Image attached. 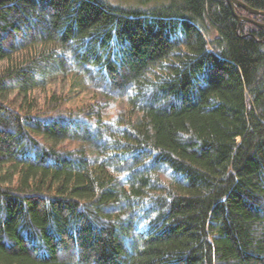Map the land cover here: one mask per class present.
<instances>
[{"label":"trees","instance_id":"1","mask_svg":"<svg viewBox=\"0 0 264 264\" xmlns=\"http://www.w3.org/2000/svg\"><path fill=\"white\" fill-rule=\"evenodd\" d=\"M61 75L91 100L35 96ZM0 264H264V28L227 0H0Z\"/></svg>","mask_w":264,"mask_h":264},{"label":"rangeland","instance_id":"2","mask_svg":"<svg viewBox=\"0 0 264 264\" xmlns=\"http://www.w3.org/2000/svg\"><path fill=\"white\" fill-rule=\"evenodd\" d=\"M71 81V76L61 75L53 81L51 86L36 91L35 96L40 100H44L47 96H50L54 93L67 96L70 95L72 99L69 105L73 106L82 105L83 103L91 100L90 92L81 89V87L76 82L73 84Z\"/></svg>","mask_w":264,"mask_h":264},{"label":"water","instance_id":"3","mask_svg":"<svg viewBox=\"0 0 264 264\" xmlns=\"http://www.w3.org/2000/svg\"><path fill=\"white\" fill-rule=\"evenodd\" d=\"M227 2L231 6V8L234 11V14L237 17L239 22H242V21L249 22V23L255 24L261 28H264V24H260L251 18L238 15L236 12V8L237 7L244 8L249 14L254 15V16H259V15L264 16V11L256 10V9L248 6L247 4L242 2L241 0H227Z\"/></svg>","mask_w":264,"mask_h":264}]
</instances>
